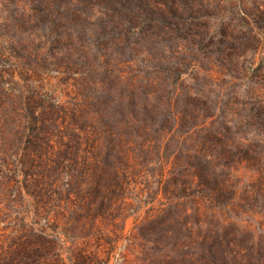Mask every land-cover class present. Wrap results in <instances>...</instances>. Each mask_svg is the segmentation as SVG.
Masks as SVG:
<instances>
[{
  "label": "rangeland",
  "instance_id": "obj_1",
  "mask_svg": "<svg viewBox=\"0 0 264 264\" xmlns=\"http://www.w3.org/2000/svg\"><path fill=\"white\" fill-rule=\"evenodd\" d=\"M0 264H264V0H0Z\"/></svg>",
  "mask_w": 264,
  "mask_h": 264
},
{
  "label": "trees",
  "instance_id": "obj_2",
  "mask_svg": "<svg viewBox=\"0 0 264 264\" xmlns=\"http://www.w3.org/2000/svg\"><path fill=\"white\" fill-rule=\"evenodd\" d=\"M219 243L223 244V240L221 238H219Z\"/></svg>",
  "mask_w": 264,
  "mask_h": 264
}]
</instances>
